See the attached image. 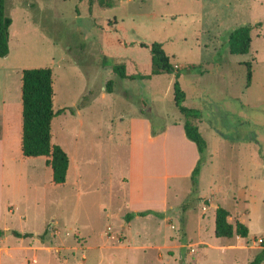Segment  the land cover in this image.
I'll return each instance as SVG.
<instances>
[{
    "label": "rangeland",
    "instance_id": "374dc122",
    "mask_svg": "<svg viewBox=\"0 0 264 264\" xmlns=\"http://www.w3.org/2000/svg\"><path fill=\"white\" fill-rule=\"evenodd\" d=\"M7 12L25 65L54 69V109L62 113L53 142L71 164L67 182L55 184L44 159L22 153L8 191L15 212L0 222V264H250L264 249V0H120L107 9L97 0H7ZM243 25L253 28L251 50L233 55L229 37ZM156 41L180 72L184 105L203 113L209 147L193 197L176 75L131 80L113 70L122 62L131 74H151ZM143 110L155 129L170 124L175 139L139 144L141 165L145 150L157 152L145 164L156 175L145 197L169 206L164 217L127 222L124 179L134 163L125 131ZM218 206L250 236L217 237Z\"/></svg>",
    "mask_w": 264,
    "mask_h": 264
},
{
    "label": "trees",
    "instance_id": "16d2710c",
    "mask_svg": "<svg viewBox=\"0 0 264 264\" xmlns=\"http://www.w3.org/2000/svg\"><path fill=\"white\" fill-rule=\"evenodd\" d=\"M101 9L118 7L120 0H97ZM13 24V18L7 12V0H0V57H7L10 54V28ZM252 26L243 25L232 31L229 37V50L233 55L247 54L252 46ZM127 43H124L126 46ZM152 54V72L151 74H131L125 63L119 62L113 66L114 72L122 79H141L148 80L155 76L164 74H175L174 83L175 102L185 117L184 128L187 137L193 141L199 151L200 158L194 168L191 178L193 181V191L190 197L195 196L199 191L200 174L203 165L206 163V154L209 147L207 139L203 136L199 128V122L203 113L198 108H189L184 105L187 99L186 92L182 89L179 81L180 72L171 62L163 43L153 42L149 45ZM201 66H190L189 69H198ZM251 71L252 65H249ZM207 71L203 70L202 73ZM251 78V74H250ZM23 139L22 151L26 157H48V165L53 169V181L55 184H64L67 182L70 169V156L66 150L59 144L53 142V122L61 111L54 109V69L52 67L28 68L23 71ZM114 82L111 80L107 84L108 92H113ZM87 97L84 98L86 100ZM87 103H82V106ZM143 114H146L143 110ZM152 120V119H151ZM152 134H158L166 130V125L155 129V123L152 122ZM187 207V206H186ZM187 209V208H186ZM155 214L164 217V213L154 211L130 212L126 215L127 222H131L136 216L146 217ZM230 211L218 206L216 212V236L233 238L235 235L248 238L250 236L249 227L242 221L233 224L229 221ZM2 232H0V235ZM20 238L32 237V233L15 232ZM264 263V249L258 253L250 264Z\"/></svg>",
    "mask_w": 264,
    "mask_h": 264
},
{
    "label": "crops",
    "instance_id": "0c3cea01",
    "mask_svg": "<svg viewBox=\"0 0 264 264\" xmlns=\"http://www.w3.org/2000/svg\"><path fill=\"white\" fill-rule=\"evenodd\" d=\"M10 29V54L7 57H0V222L6 220V213L14 214L15 212L14 203L16 202V199H14V196H9L8 191L14 186L17 172H21V167L19 165L17 166V163L22 160L21 156L23 153L22 78L23 71L29 68L24 63L25 56L22 54V47H17V49H15V46L13 45V25ZM79 114L80 111L78 115ZM165 125L166 130L164 132L158 134L157 136H153L152 121L145 114L141 113L139 118L136 117L131 121V125L125 131V134H129V140H131L134 163L129 172V178L126 177V179H124L126 181V184L128 185V201L130 202L129 205L133 209V212L137 213L142 211H154L164 213L161 211H165L169 206V203L165 202V207L163 209H160L155 206V199L145 197L149 184L153 181V177L156 176L152 174L151 170H149L151 174L147 172L145 164L146 162L147 164L151 163L153 161V157L157 156V152L155 151L153 155L151 149L147 152L145 150V162L143 165L140 164V161L138 159V157L140 156V142L148 145L149 147L157 146L160 141L166 143V145L168 144V142H174L175 139H170V137H172L171 125L168 123H166ZM175 125H177V123ZM200 125L201 122L199 123V128ZM184 132L185 128L182 130V141L191 148V156L189 157L191 163L189 167L187 166V174L192 175V172L200 158V154L196 144L191 141L187 137L186 132ZM31 158L32 157H26L25 159ZM38 158L44 159V163L48 166V169H51V172L49 174L51 175V178L53 180V169L50 165H48L49 158ZM180 167H182L181 162L179 163V168ZM180 169L175 172L173 171V173L175 175L184 174L182 173L184 170L180 171ZM25 171H28L27 176H33L34 171L30 167L24 168L23 172ZM170 175L171 174L167 176ZM140 183L141 190L138 189ZM202 197L204 199L206 198L205 196ZM148 216H151V214ZM5 229H9L8 225L5 226ZM18 231L23 234L29 233L20 230Z\"/></svg>",
    "mask_w": 264,
    "mask_h": 264
},
{
    "label": "built area",
    "instance_id": "2783aa9c",
    "mask_svg": "<svg viewBox=\"0 0 264 264\" xmlns=\"http://www.w3.org/2000/svg\"><path fill=\"white\" fill-rule=\"evenodd\" d=\"M260 242H263V240L261 239Z\"/></svg>",
    "mask_w": 264,
    "mask_h": 264
}]
</instances>
